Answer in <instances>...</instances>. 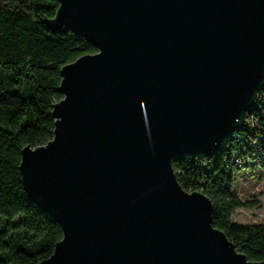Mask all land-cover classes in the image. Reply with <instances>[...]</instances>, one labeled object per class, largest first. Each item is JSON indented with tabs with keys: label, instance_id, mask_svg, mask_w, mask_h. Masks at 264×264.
<instances>
[{
	"label": "water",
	"instance_id": "water-1",
	"mask_svg": "<svg viewBox=\"0 0 264 264\" xmlns=\"http://www.w3.org/2000/svg\"><path fill=\"white\" fill-rule=\"evenodd\" d=\"M45 24L97 51L65 64L53 137L21 150L61 227L37 264H264L212 224L172 161L215 155L264 89V0H58Z\"/></svg>",
	"mask_w": 264,
	"mask_h": 264
},
{
	"label": "trees",
	"instance_id": "trees-1",
	"mask_svg": "<svg viewBox=\"0 0 264 264\" xmlns=\"http://www.w3.org/2000/svg\"><path fill=\"white\" fill-rule=\"evenodd\" d=\"M58 6V0H0V264H37L62 237L60 225L27 197L18 169L22 148L53 137L51 111L62 98L61 68L97 51L72 31L47 28L45 20ZM259 101L257 115L264 123V95ZM238 147L229 135L204 166L184 155L172 167L183 189L209 197L213 226L248 260L264 261V224L232 221L237 208L253 206L233 190L238 170L232 154Z\"/></svg>",
	"mask_w": 264,
	"mask_h": 264
},
{
	"label": "built area",
	"instance_id": "built-area-1",
	"mask_svg": "<svg viewBox=\"0 0 264 264\" xmlns=\"http://www.w3.org/2000/svg\"><path fill=\"white\" fill-rule=\"evenodd\" d=\"M262 91L264 89L258 92L255 104L247 111L248 115H246L243 124L229 134L239 145L238 150L232 154L233 163L238 170L235 183L238 178L250 176L256 172H264V123L257 115V112H260V107L256 108L257 103L260 102L259 98H263ZM254 132H257L256 138L252 137ZM209 158L191 159L200 167L207 164ZM194 191L202 192L201 190ZM188 192L193 191L188 190Z\"/></svg>",
	"mask_w": 264,
	"mask_h": 264
},
{
	"label": "rangeland",
	"instance_id": "rangeland-1",
	"mask_svg": "<svg viewBox=\"0 0 264 264\" xmlns=\"http://www.w3.org/2000/svg\"><path fill=\"white\" fill-rule=\"evenodd\" d=\"M233 190L242 200L253 203V206L237 208L232 221L239 224H264V172L238 178Z\"/></svg>",
	"mask_w": 264,
	"mask_h": 264
}]
</instances>
